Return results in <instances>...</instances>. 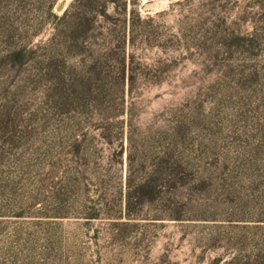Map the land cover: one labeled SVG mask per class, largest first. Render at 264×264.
Returning <instances> with one entry per match:
<instances>
[{
    "label": "rangeland",
    "instance_id": "obj_1",
    "mask_svg": "<svg viewBox=\"0 0 264 264\" xmlns=\"http://www.w3.org/2000/svg\"><path fill=\"white\" fill-rule=\"evenodd\" d=\"M73 1L0 0V264H264V0Z\"/></svg>",
    "mask_w": 264,
    "mask_h": 264
},
{
    "label": "trees",
    "instance_id": "obj_2",
    "mask_svg": "<svg viewBox=\"0 0 264 264\" xmlns=\"http://www.w3.org/2000/svg\"><path fill=\"white\" fill-rule=\"evenodd\" d=\"M118 2H121V4H119ZM135 2L136 0H74L71 3V5L73 7L74 3H86V5L90 4L91 6H97L98 8L97 11L100 12L101 14H108L107 11L109 9H113V11H115L116 13L123 14V16H126L128 14L131 17L134 14H136V8L133 7L132 9H129V7L132 3L135 4ZM71 5L65 10L64 14L60 17L62 21L67 20V17H69L71 13ZM123 21L126 24V18ZM123 64L125 65L124 59H123ZM123 73H124L123 78H125L124 70ZM131 80H134L133 75H131ZM181 130H182L181 126H178V128L176 127L175 129L176 134L179 138H181ZM177 148H179L178 143L177 142L173 143L171 150H176ZM174 155H175V151L172 153V156ZM180 169H181V165L179 164L177 168H173L174 170L173 172H175V174H177L178 177L181 179L182 177L180 176ZM102 180L104 179L103 177L100 176L99 181L101 182ZM130 181H131V175L128 176V185H126V187L115 186L114 194H112V197H115L114 203H111V201L109 200L110 197H108L109 193L108 190L106 189L107 187L102 188V185L106 186L105 183H100V186L97 190L98 196H101V198L90 196V194L85 195L83 197L84 198L83 203L88 204L85 206H86V210L89 212L86 218L88 219L97 218L102 214H108L110 218H114V219L131 218V214H132L131 212L136 205L135 204L136 202L133 201V196L136 195L139 189L143 188L142 186H144V184H141L139 188H134L132 183H130ZM153 189L155 190V192H158V189L156 187Z\"/></svg>",
    "mask_w": 264,
    "mask_h": 264
},
{
    "label": "water",
    "instance_id": "obj_3",
    "mask_svg": "<svg viewBox=\"0 0 264 264\" xmlns=\"http://www.w3.org/2000/svg\"><path fill=\"white\" fill-rule=\"evenodd\" d=\"M62 6H63V4H61V5L59 6V9H61V8H62Z\"/></svg>",
    "mask_w": 264,
    "mask_h": 264
}]
</instances>
